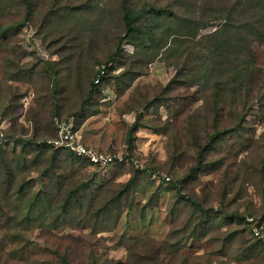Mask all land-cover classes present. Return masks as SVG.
<instances>
[{
    "label": "rangeland",
    "instance_id": "374dc122",
    "mask_svg": "<svg viewBox=\"0 0 264 264\" xmlns=\"http://www.w3.org/2000/svg\"><path fill=\"white\" fill-rule=\"evenodd\" d=\"M14 1L5 6L6 17H2L3 25L13 27L0 39V147L3 150L0 156V264H62L61 255L67 258L68 264H144L146 261L158 264L149 257V247L155 242L166 245L165 252L172 251L167 255L170 259L166 264H264L260 245L255 248L251 244L255 240L249 238L248 231H236L243 226L241 223L217 215L210 220L207 232L195 236L191 229L196 218L188 202L183 199L175 212L171 211L176 196L175 189L168 187L194 162L196 145L188 129L191 127L188 114H194V122L205 86L179 82L175 78L170 81L175 66L163 57L147 61L142 65L141 74L133 75V71L140 70V64L135 62L139 56H132L134 47L127 39L121 42L122 62L114 61L110 77L103 85L108 95L98 98L95 108L99 112L80 125V132L85 139L91 136L88 142L100 150L125 152L128 124L140 110L145 123L135 132L133 160L137 163L126 158L121 165L103 169L82 161L73 162L64 150L55 154L50 163V150H44L36 162L31 161L36 149L31 146L22 151L14 138L35 134L39 141L50 139L57 128L49 122L52 101L47 87L53 84L47 86L44 77L36 82L28 79L26 66L39 54L45 58H60L53 51L63 45V38L57 36L64 28L83 32L84 39H71L60 51L68 55L63 61L68 64L67 68L60 70V75L65 74L63 81L67 86L60 82L64 89L57 94L64 115L82 97L72 87L75 75L90 66L97 68V62L102 64L115 50L116 40L124 31L116 12L118 0H32V16L22 25L15 22L22 17L25 6H19L20 0ZM62 1L74 4L70 19L63 25L42 26L46 14ZM86 1L92 5L86 8ZM136 1L173 7L177 20L187 16L188 23L194 24L192 28L197 31L194 39L200 41L193 43L195 49L210 48L224 31H227L225 37L234 40L236 31L242 27L237 24L254 17L258 25L261 23L258 17L263 20L264 34V7L253 10L259 0L253 4L250 0ZM214 15H219L218 19H210ZM227 18L231 23L223 32L210 36L209 33L221 27ZM167 23L168 18L163 19L154 32L164 30ZM175 24L173 19L172 25ZM91 31L95 36L89 35ZM183 36L190 37L187 33ZM249 39L239 54V63L244 61L243 66L249 62L252 79L264 86V39L263 42L254 37ZM233 46L230 45V51ZM164 86L169 88L163 91ZM150 99L153 103L145 107ZM202 115L196 116L200 134L211 128V119ZM220 116H224V110L220 111ZM67 117L75 122L74 117ZM222 119L215 127L218 130L227 128V122H221ZM175 151L179 154L176 159ZM263 155L264 97L252 103L240 134L226 133L215 149L209 151L208 159L217 161L220 166L210 167L207 173L200 174L199 182H190L187 190L194 191L200 199L206 196L214 207H218V198L223 200L227 213L237 211L259 217L264 211V184L259 174ZM133 166L150 169L149 175L140 174L137 190L128 196H133V205L127 207L123 202L121 212L106 221L88 215L85 207L88 199L98 194V186L101 184L102 192L118 189L117 184L130 177ZM51 167L54 174L53 170H48V175L43 174ZM165 176L170 178L169 182ZM91 177L95 178H92L91 188L80 191L81 203L74 204L69 213H62L61 198L65 189ZM204 183L210 185L202 190ZM36 197L38 200L33 204L30 200ZM92 206L97 207L95 200ZM134 239L144 240L136 251L129 247Z\"/></svg>",
    "mask_w": 264,
    "mask_h": 264
},
{
    "label": "trees",
    "instance_id": "16d2710c",
    "mask_svg": "<svg viewBox=\"0 0 264 264\" xmlns=\"http://www.w3.org/2000/svg\"><path fill=\"white\" fill-rule=\"evenodd\" d=\"M21 4L19 6H25V11L20 19L15 23L18 25L25 24L28 22L33 13L34 2L32 0H20ZM118 7L116 12L119 15L121 25L123 26L124 35L120 36L116 40L115 50L107 56V59L101 62H97V68L90 66L87 71L83 73L78 72L75 75L73 80V86L78 92L82 95L81 99L77 100V105L67 111L64 115L61 113V101L57 94H60L61 90L64 89V85H59L60 82L66 84L67 82L63 81L64 73L60 75V70L67 68L66 63H63L68 55H62L60 51L69 45L71 39L81 37L84 39L82 31H69V29L64 28L63 31H60V35L57 38H63V45H59L58 49H54L53 52L58 53L60 58L51 59L45 58L43 55H37L30 61L29 65L26 66L25 76L28 79H32L34 82L36 80L44 77L47 86L51 83L52 86H48L47 89L50 91L51 96V118L49 122L53 126L54 117L65 118L67 116H72L75 119L76 128L92 114L99 112V109L95 108V104L98 101V98L102 97L103 85L110 77V71L115 66L114 61L122 62L120 54L122 51L121 42L123 39H127L134 47V53L132 56H139L136 58L135 62L140 64V70L133 71V75L139 76L141 74L142 65L146 64L147 61H152L155 58L163 57L166 62L174 64L175 72L173 77L170 79L172 81L175 78L179 82H190V84H200L204 85V94L202 96L203 102L197 107L196 115L192 113L188 114L190 116L189 127L190 135L195 139L194 144L196 145V154L194 162L189 166L188 170L185 171L182 176L177 179L176 183L170 184L168 188L175 189L176 200L173 203L171 211L174 213L175 208L177 207L178 202L183 199L188 202V206L192 216H194L195 222L191 229V234L199 236L209 229L210 220L219 215H225L229 220H235L238 223H241L243 226L241 229H236V231L246 232L253 238L255 242L251 243L254 247L258 244L261 249L264 251V243L256 239L250 230V225L246 220V214L240 213L237 211L227 213L225 210L226 203L219 199L218 207H214L212 203H208L206 196L201 199L189 190H187L190 182H199V176L202 173H207L210 167L217 168L220 164H217V161L208 159L209 151L215 149L216 143L223 139L225 134L231 131H236L240 134V128L243 126L245 121V116L249 109H251L252 103L258 98L264 97V86L259 85L256 79L251 77V66L249 62H245V65L241 66V61L239 63V54L241 53L244 45L250 40L249 38L254 37L259 42H263V20L258 17V21L261 22L258 25L255 22V17L253 20L245 21L244 23L237 24V26H242L241 29H238L237 36L231 38L225 37L227 31L220 37V40L215 41L210 48H198L195 49L193 43H200L199 40L194 39L197 31L192 27L194 24L188 23V17L184 15V19L180 18L177 20V14L175 13L173 7L165 5H153L146 2L138 3L136 0H118ZM252 4L257 0H250ZM15 2L14 0H0V39L5 37V33L9 31L12 27L10 25H3V21L6 17L4 13V8L6 5ZM86 8L92 3L85 2ZM263 4L262 6H260ZM254 6V5H253ZM258 7H264V0H259L258 4L253 8L254 11ZM74 4L67 1H62L55 5L49 13L46 14L47 18H43L42 26L44 24L49 25H63L65 22L70 19V15L74 9ZM219 15L211 16L210 19H218ZM69 17V18H68ZM150 17V20H149ZM168 18L167 26L164 30L159 31L158 34L154 31L157 26H159L163 19ZM229 18V17H228ZM225 19V23L216 28L214 31L210 32V36H218L223 32V28L228 26L231 23V19ZM175 19L176 24L172 25V21ZM202 26V25H200ZM116 30V28H114ZM194 30V31H191ZM94 31H91L89 34L91 37L95 34ZM157 36H156V34ZM188 34L190 37H185L183 34ZM187 36V35H186ZM45 39V37L43 36ZM219 38V37H218ZM227 38V39H226ZM170 39V41H169ZM55 41V40H54ZM230 45L233 46V50H229ZM38 47V46H37ZM184 47L187 49L184 50ZM231 49V48H230ZM38 54V51H35ZM117 59V60H116ZM70 65V64H69ZM104 65V73L100 74L101 66ZM16 72L18 71L15 67ZM71 71V70H69ZM69 74V73H68ZM100 75V79L97 83L94 80ZM70 86V85H68ZM168 86H170L168 84ZM168 86L163 87V91L168 89ZM82 89V90H81ZM162 91V92H163ZM258 97V98H256ZM251 101V103H250ZM153 103V99H150L145 107L150 106ZM224 110V116H220V111ZM197 114L202 115L203 118L211 119V128L209 131L207 128L200 134L198 131V125L196 123ZM223 117L221 122L224 120L227 123V128L216 129L220 119ZM145 122L143 121V114L140 110L136 111L135 119L132 123L128 124L126 134L124 137L125 150L127 152L126 158L130 161L133 160L135 150V132L137 129L142 126ZM50 124V123H49ZM56 128V126H55ZM56 130V129H55ZM51 134V133H50ZM199 134V135H198ZM56 136V134H55ZM54 136V137H55ZM10 138H13L10 136ZM16 143H19L21 150L30 148L33 146L36 149L35 158L31 159L32 162H36L37 156L41 155L44 150L51 151V158H49V163L53 159L52 157L61 152V150L66 151L68 155L74 161H82L83 163H89L85 158L77 156L72 151L67 148H54L50 143L47 142V138H42L41 141L38 140L35 134L27 136L25 138H14ZM2 149L0 147V156L2 157ZM175 157L179 155L175 151ZM125 161L116 162L115 164H123ZM26 164V163H25ZM53 164V163H52ZM90 164V163H89ZM135 164V163H134ZM51 166V164L49 165ZM135 166V165H134ZM131 170L130 177L121 183H118V189L110 190L109 192L99 190L98 194L92 196L88 199L87 206L85 207L88 215L93 217L95 220L102 218V221H106L111 217H116L117 214L121 212L123 202L125 206L131 207L132 197H129L130 193H134L139 184V176L144 173L149 175V167L136 168L134 167ZM48 170L52 171V167L47 169L43 174L48 175ZM259 174L261 181L264 184V155L261 156V166ZM55 171L53 170V174ZM94 177H91L89 180L81 181L80 183L75 184V186L67 187L63 194L62 203L60 211L64 214L70 212V208L74 204L78 205L81 203L80 200V191L90 189L93 185ZM95 179V178H94ZM109 180H107L108 182ZM170 181V178L167 182ZM210 184L204 183L201 185L202 190L208 187ZM264 186V185H263ZM23 192V191H22ZM264 194V193H263ZM23 195H21L22 197ZM38 200V197L30 200L34 204ZM97 205L94 208L92 205L94 203ZM235 201V200H234ZM233 201V202H234ZM82 206H80L81 208ZM117 213V214H116ZM116 214V215H115ZM60 215V213L58 214ZM253 215V214H251ZM256 216V215H253ZM257 217V216H256ZM258 218H264V211L261 216ZM151 241V240H150ZM144 240L134 239L133 243L129 245L131 249L137 250L140 244H143ZM151 253H149L150 260L157 261L158 264H166V260L170 259L169 256L172 251H166V245L160 244L159 242L151 243L149 247ZM256 248V247H255ZM152 252H155L152 254ZM148 260V257H146ZM149 260V262H150ZM61 263L68 264V260L64 255H61ZM95 264V263H92ZM144 264H149L148 261Z\"/></svg>",
    "mask_w": 264,
    "mask_h": 264
},
{
    "label": "built area",
    "instance_id": "2783aa9c",
    "mask_svg": "<svg viewBox=\"0 0 264 264\" xmlns=\"http://www.w3.org/2000/svg\"><path fill=\"white\" fill-rule=\"evenodd\" d=\"M102 73H104V67L101 66L100 74ZM99 79L100 75H98L94 82L97 83ZM54 121L57 128V135L47 139V142L54 148H67L77 156L88 160L91 165L103 169L114 165L116 162L126 161V151L107 152L85 143L78 133L74 120L71 117H56ZM133 162L137 163L136 159ZM164 179L168 180L169 177L165 176ZM246 220L250 225L252 235L264 243V218L248 215L246 216Z\"/></svg>",
    "mask_w": 264,
    "mask_h": 264
},
{
    "label": "crops",
    "instance_id": "0c3cea01",
    "mask_svg": "<svg viewBox=\"0 0 264 264\" xmlns=\"http://www.w3.org/2000/svg\"><path fill=\"white\" fill-rule=\"evenodd\" d=\"M108 94L107 93H104V91H103V96L102 97H105V96H107ZM86 121V120H85ZM85 121L83 122V124L82 125H84L85 124ZM54 123H55V121H54ZM75 123V122H74ZM56 126V125H55ZM81 127V126H80ZM80 127H78L77 128V130H78V133L80 134V136L82 137V139H83V141L85 142V143H87V144H90L89 142V140H91L92 139V137L91 136H89L87 139H85L84 138V136L81 134V132H80ZM56 135H57V129H56ZM89 139V140H88ZM89 141V142H88ZM106 148H107V146H106ZM109 168V167H108Z\"/></svg>",
    "mask_w": 264,
    "mask_h": 264
}]
</instances>
